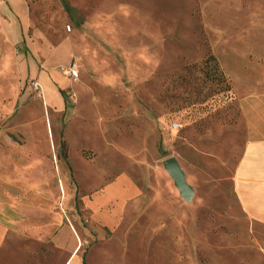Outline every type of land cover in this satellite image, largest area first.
<instances>
[{
	"label": "rangeland",
	"instance_id": "rangeland-1",
	"mask_svg": "<svg viewBox=\"0 0 264 264\" xmlns=\"http://www.w3.org/2000/svg\"><path fill=\"white\" fill-rule=\"evenodd\" d=\"M27 2L30 46H11L0 20V160L27 145L56 193L0 178V206L22 204L39 264H264V226L234 192L245 122L199 0ZM25 57L46 81L22 76Z\"/></svg>",
	"mask_w": 264,
	"mask_h": 264
},
{
	"label": "crops",
	"instance_id": "crops-1",
	"mask_svg": "<svg viewBox=\"0 0 264 264\" xmlns=\"http://www.w3.org/2000/svg\"><path fill=\"white\" fill-rule=\"evenodd\" d=\"M199 11L212 53L245 122V140L234 174L235 196L247 220L264 226V4L199 0ZM0 20L11 46H30L27 0H0ZM19 66L22 76L47 80L34 61L25 57ZM32 152L27 145L13 146L9 157L0 160V178L37 196L53 198V177L42 155ZM29 217L21 203L0 206V264H39L38 241L25 234Z\"/></svg>",
	"mask_w": 264,
	"mask_h": 264
},
{
	"label": "built area",
	"instance_id": "built-area-1",
	"mask_svg": "<svg viewBox=\"0 0 264 264\" xmlns=\"http://www.w3.org/2000/svg\"><path fill=\"white\" fill-rule=\"evenodd\" d=\"M64 73L71 76L74 81H77L80 76V66L76 60H72L66 68H64ZM31 89L40 97H45V90L43 85L38 80L31 81ZM176 125V124H175Z\"/></svg>",
	"mask_w": 264,
	"mask_h": 264
},
{
	"label": "water",
	"instance_id": "water-1",
	"mask_svg": "<svg viewBox=\"0 0 264 264\" xmlns=\"http://www.w3.org/2000/svg\"><path fill=\"white\" fill-rule=\"evenodd\" d=\"M166 166H167L171 176L175 180L176 184L180 188H185L186 187L185 173L181 169L178 161L174 158H170V159L166 160Z\"/></svg>",
	"mask_w": 264,
	"mask_h": 264
},
{
	"label": "trees",
	"instance_id": "trees-1",
	"mask_svg": "<svg viewBox=\"0 0 264 264\" xmlns=\"http://www.w3.org/2000/svg\"><path fill=\"white\" fill-rule=\"evenodd\" d=\"M214 56V55H213ZM214 58L216 59V57L214 56ZM216 61H217V59H216ZM218 62V61H217ZM224 74V73H223ZM63 145L64 146H66V143L65 142H63Z\"/></svg>",
	"mask_w": 264,
	"mask_h": 264
},
{
	"label": "bare ground",
	"instance_id": "bare-ground-1",
	"mask_svg": "<svg viewBox=\"0 0 264 264\" xmlns=\"http://www.w3.org/2000/svg\"><path fill=\"white\" fill-rule=\"evenodd\" d=\"M70 264V263H69Z\"/></svg>",
	"mask_w": 264,
	"mask_h": 264
}]
</instances>
